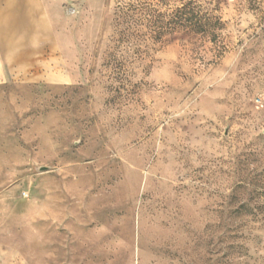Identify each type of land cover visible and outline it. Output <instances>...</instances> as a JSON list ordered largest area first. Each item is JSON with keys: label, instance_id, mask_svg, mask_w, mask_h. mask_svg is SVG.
Wrapping results in <instances>:
<instances>
[{"label": "rangeland", "instance_id": "1", "mask_svg": "<svg viewBox=\"0 0 264 264\" xmlns=\"http://www.w3.org/2000/svg\"><path fill=\"white\" fill-rule=\"evenodd\" d=\"M194 1L0 0V264H264V0Z\"/></svg>", "mask_w": 264, "mask_h": 264}, {"label": "trees", "instance_id": "2", "mask_svg": "<svg viewBox=\"0 0 264 264\" xmlns=\"http://www.w3.org/2000/svg\"><path fill=\"white\" fill-rule=\"evenodd\" d=\"M180 6H177L171 12H159L158 20L152 24V30H196L207 32L212 27L220 26L221 22L214 15L205 14L200 6L194 0H180ZM157 11V10H154Z\"/></svg>", "mask_w": 264, "mask_h": 264}, {"label": "crops", "instance_id": "3", "mask_svg": "<svg viewBox=\"0 0 264 264\" xmlns=\"http://www.w3.org/2000/svg\"><path fill=\"white\" fill-rule=\"evenodd\" d=\"M5 23V26H4V28H5V31H6V33L7 34H11V28L10 27H8L9 26V20H7V21H5L4 22ZM34 23V22H33ZM3 28V29H4ZM1 30V29H0ZM31 30H36L35 29V26H33L32 28H31ZM42 30V29H41ZM1 32V31H0ZM3 41V39L1 38V33H0V43ZM8 42H10V39H8ZM10 52H13V50L12 51H10ZM8 51H4V50H2V48L0 47V78L1 77H3V72H2V70H1V68L2 67H4L6 64H9V63H7V58H10V55L8 54ZM6 62V63H5ZM26 65V64H25ZM29 65V64H28ZM33 65H34V63H33Z\"/></svg>", "mask_w": 264, "mask_h": 264}]
</instances>
